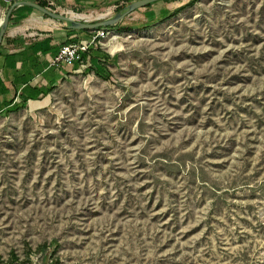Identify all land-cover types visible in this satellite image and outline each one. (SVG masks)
Returning a JSON list of instances; mask_svg holds the SVG:
<instances>
[{"label":"rangeland","instance_id":"rangeland-1","mask_svg":"<svg viewBox=\"0 0 264 264\" xmlns=\"http://www.w3.org/2000/svg\"><path fill=\"white\" fill-rule=\"evenodd\" d=\"M96 33L0 111V264H264V0L156 1Z\"/></svg>","mask_w":264,"mask_h":264},{"label":"crops","instance_id":"crops-1","mask_svg":"<svg viewBox=\"0 0 264 264\" xmlns=\"http://www.w3.org/2000/svg\"><path fill=\"white\" fill-rule=\"evenodd\" d=\"M16 1L37 4L41 1L47 9L62 14L64 10L92 13L114 10L135 0H0L5 6L3 15ZM55 20L29 5L12 8L0 40V111L48 95L69 73L77 70L78 62L53 64L59 48L77 42L82 34L69 32L67 29L71 28L65 22L63 28L59 27Z\"/></svg>","mask_w":264,"mask_h":264},{"label":"water","instance_id":"water-1","mask_svg":"<svg viewBox=\"0 0 264 264\" xmlns=\"http://www.w3.org/2000/svg\"><path fill=\"white\" fill-rule=\"evenodd\" d=\"M156 1H160V0H135V1H132L122 11L117 12L114 16L108 17V18H102V19H99V20L94 21V22H88L85 20H78V19L71 17L70 15H66V14L63 15L61 13H56V12L51 11V10L47 9L46 7H43V6H41L37 3H34V2L16 1L7 9L6 13L2 17V20L0 23V40H1V37H2V35L5 31V28L8 24V18H9V15L11 13L12 8L17 6V5H20V4L29 5L35 9L39 10L43 14L53 18V19L63 21L65 23H67V26L71 29H77V30H79V29H92L93 30L96 28L107 27L109 25L115 24L116 22L121 20L124 16L128 15L129 13L134 11L135 9L144 7L147 4L152 3V2H156Z\"/></svg>","mask_w":264,"mask_h":264},{"label":"built area","instance_id":"built-area-1","mask_svg":"<svg viewBox=\"0 0 264 264\" xmlns=\"http://www.w3.org/2000/svg\"><path fill=\"white\" fill-rule=\"evenodd\" d=\"M51 6L53 3L50 2L49 3ZM70 10H64V12H69ZM110 10H107L106 13H109ZM69 15V14H68ZM102 32L100 34V36H102ZM99 34L96 33L95 35H93L92 37H89L88 39H86L85 41H77V42H72V43H68V44H64L59 48L58 53L54 56L53 58V64L58 65L59 63L62 62H78L80 64H82L85 59L83 57V55L87 54L90 48V45L94 42V40L97 38Z\"/></svg>","mask_w":264,"mask_h":264},{"label":"trees","instance_id":"trees-1","mask_svg":"<svg viewBox=\"0 0 264 264\" xmlns=\"http://www.w3.org/2000/svg\"><path fill=\"white\" fill-rule=\"evenodd\" d=\"M163 1H164V0H163ZM153 3H154V2L147 4L146 7L151 6ZM38 4H40V5L43 6V7L46 6V4L43 3V2H41V1H38ZM124 7H125V6H119V7H118V10L120 11V10L123 9ZM183 8H184V6H182V7L178 8V9L174 10L173 13H172L171 15H175V14H177V13H178L180 10H182ZM100 28H102V27H100ZM67 30H68L69 32L72 31L73 33L77 32V33H82V34H88V32H89V29H80V30L67 29ZM84 59H85V58H84ZM51 90H52V88L49 89V92H50ZM17 107H20V106L17 105V106H15L14 108H17ZM43 246H44V245H43ZM12 259L15 260V256H14V255H12Z\"/></svg>","mask_w":264,"mask_h":264},{"label":"bare ground","instance_id":"bare-ground-1","mask_svg":"<svg viewBox=\"0 0 264 264\" xmlns=\"http://www.w3.org/2000/svg\"><path fill=\"white\" fill-rule=\"evenodd\" d=\"M68 14L71 16V17H73V18H83L84 17V15H79V14H77V13H73V12H71V11H69L68 12Z\"/></svg>","mask_w":264,"mask_h":264}]
</instances>
